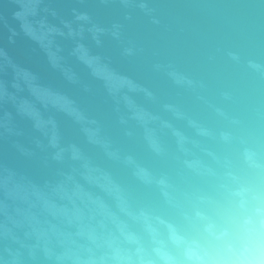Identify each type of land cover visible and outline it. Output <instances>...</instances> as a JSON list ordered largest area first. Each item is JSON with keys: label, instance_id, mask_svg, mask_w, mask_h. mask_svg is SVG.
<instances>
[{"label": "water", "instance_id": "obj_1", "mask_svg": "<svg viewBox=\"0 0 264 264\" xmlns=\"http://www.w3.org/2000/svg\"><path fill=\"white\" fill-rule=\"evenodd\" d=\"M0 264H264V0H0Z\"/></svg>", "mask_w": 264, "mask_h": 264}]
</instances>
